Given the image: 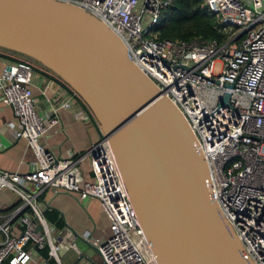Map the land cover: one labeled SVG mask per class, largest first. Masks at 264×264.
Masks as SVG:
<instances>
[{"label":"built area","instance_id":"built-area-1","mask_svg":"<svg viewBox=\"0 0 264 264\" xmlns=\"http://www.w3.org/2000/svg\"><path fill=\"white\" fill-rule=\"evenodd\" d=\"M53 1L79 9L110 29L132 64L180 112L205 161L209 198L241 244L242 258L264 264V0H204L218 18L222 43L163 40L155 33L149 37L173 0ZM34 72V64L19 58L0 74V99L16 118V125L9 127L16 139L27 142L34 158L27 173L0 170V192L9 189L19 200L0 213V264H25L39 250L59 264L62 245L78 253L73 242L50 239L40 200L46 188L76 193L81 203L100 202L110 234L104 242L93 243L100 256L97 264H158L107 138L102 134L86 153L66 159L39 143L59 124V110L73 103L83 106L84 121L96 120L71 89L55 99L49 114L38 113L31 90ZM84 161L90 164L93 182L82 176Z\"/></svg>","mask_w":264,"mask_h":264},{"label":"water","instance_id":"water-1","mask_svg":"<svg viewBox=\"0 0 264 264\" xmlns=\"http://www.w3.org/2000/svg\"><path fill=\"white\" fill-rule=\"evenodd\" d=\"M0 49L55 74L91 110L158 264H253L209 198L185 119L110 29L53 0H0Z\"/></svg>","mask_w":264,"mask_h":264},{"label":"crops","instance_id":"crops-1","mask_svg":"<svg viewBox=\"0 0 264 264\" xmlns=\"http://www.w3.org/2000/svg\"><path fill=\"white\" fill-rule=\"evenodd\" d=\"M19 57H14L0 49V74L5 66ZM22 59V58H20ZM69 87L55 74L44 67L35 66L32 94L35 110L43 116L57 104L59 96H65ZM85 110L80 103H73L67 110H59V124L48 129L39 143L55 156L66 159L86 153L101 138L102 132L93 121L81 118ZM16 125L11 108L0 99V170L27 173L32 169V151L24 139H16L9 125ZM47 126V125H46ZM80 170L85 181L93 182L90 164L84 161ZM43 217L50 228V239L58 243L61 239L73 242L78 250L74 252L68 245H62L57 254L59 264H97L100 261L97 248L109 237V221L98 200L81 203L76 193L46 188L40 195ZM18 198L9 189L0 192V213L18 204ZM88 235V236H87ZM87 236V240H86ZM30 244L27 249H32ZM58 251V252H59ZM25 264H57L49 258L45 250L35 251Z\"/></svg>","mask_w":264,"mask_h":264},{"label":"trees","instance_id":"trees-1","mask_svg":"<svg viewBox=\"0 0 264 264\" xmlns=\"http://www.w3.org/2000/svg\"><path fill=\"white\" fill-rule=\"evenodd\" d=\"M153 31L163 40H216L222 43L225 39L218 29V18L208 11L204 0H173V6L162 12ZM26 60L34 62L29 58Z\"/></svg>","mask_w":264,"mask_h":264},{"label":"rangeland","instance_id":"rangeland-1","mask_svg":"<svg viewBox=\"0 0 264 264\" xmlns=\"http://www.w3.org/2000/svg\"><path fill=\"white\" fill-rule=\"evenodd\" d=\"M154 33V31H151L150 33H149V37H151V35ZM4 52H6V53H8V54H10V55H12V56H14V57H19V58H22V59H24V60H26L27 58H25V56L23 57L22 55H20V54H17V53H15V52H11V51H8V50H4V49H2ZM28 61V60H27ZM29 62H31L32 64H34L35 66H39V67H42V66H40L39 64H36V63H34V62H32V61H30L29 60ZM72 90V89H71ZM80 98V97H79ZM81 99V98H80ZM82 100V99H81ZM83 102V101H82ZM84 103V102H83ZM85 104V103H84ZM90 110V109H89ZM91 111V110H90ZM92 113V112H91ZM94 116V115H93ZM95 118V117H94ZM96 120V119H95ZM96 123H97V120H96ZM44 125H47V122L45 121L44 122ZM97 125H98V123H97ZM48 245V243H47V238H45V246H47ZM61 252L59 251L58 252V255L60 254Z\"/></svg>","mask_w":264,"mask_h":264},{"label":"bare ground","instance_id":"bare-ground-1","mask_svg":"<svg viewBox=\"0 0 264 264\" xmlns=\"http://www.w3.org/2000/svg\"><path fill=\"white\" fill-rule=\"evenodd\" d=\"M175 107V106H174ZM114 154V153H113Z\"/></svg>","mask_w":264,"mask_h":264}]
</instances>
